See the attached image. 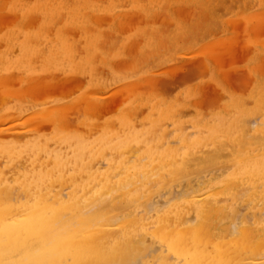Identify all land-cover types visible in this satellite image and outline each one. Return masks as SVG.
Here are the masks:
<instances>
[{
  "label": "bare ground",
  "instance_id": "6f19581e",
  "mask_svg": "<svg viewBox=\"0 0 264 264\" xmlns=\"http://www.w3.org/2000/svg\"><path fill=\"white\" fill-rule=\"evenodd\" d=\"M0 264H264V0H0Z\"/></svg>",
  "mask_w": 264,
  "mask_h": 264
},
{
  "label": "rangeland",
  "instance_id": "374dc122",
  "mask_svg": "<svg viewBox=\"0 0 264 264\" xmlns=\"http://www.w3.org/2000/svg\"><path fill=\"white\" fill-rule=\"evenodd\" d=\"M212 32H213V31H212ZM212 32H211V36H212V37H217V36L219 37V36H222V35H223L222 32L219 33V30H218V29H217V30H214V32L217 33V35H215V33H214V32L212 33ZM161 68H162V67H159V70H160ZM207 76L210 77L209 74H208ZM106 83H107V82H106ZM108 83H111V81L109 80ZM210 83H212V84H211L212 86L210 87L211 89L208 87V89H207L208 91H206V94H208L209 91H211V94H209V95H212V96L215 95V94H220V93H218V92L216 93V91H215V86H213L214 84H213V81H212V80H209V83H208V84L210 85ZM112 86H114V85H112ZM213 87H214V89H213ZM209 89H210V90H209ZM212 91H214L215 94H214ZM222 93H223V92H222ZM222 93H221V95H222ZM223 96H224V93H223ZM204 111H205V110H204ZM253 121H254V120H253ZM167 124H169V122H167Z\"/></svg>",
  "mask_w": 264,
  "mask_h": 264
}]
</instances>
